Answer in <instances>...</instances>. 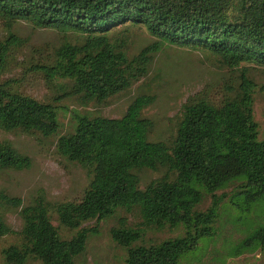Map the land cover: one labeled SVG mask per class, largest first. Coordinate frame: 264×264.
<instances>
[{
	"label": "trees",
	"instance_id": "obj_1",
	"mask_svg": "<svg viewBox=\"0 0 264 264\" xmlns=\"http://www.w3.org/2000/svg\"><path fill=\"white\" fill-rule=\"evenodd\" d=\"M0 22L8 31L0 42V130L5 132L49 138L60 131L56 106L23 95L4 79L12 53L23 45L12 32L21 22L83 37L80 44L63 45L49 64L34 68L49 81H71V93L99 104L146 77L153 54L167 44L205 50L226 68L241 69L237 86H227L217 97L205 89L187 100L171 143L150 141L155 124L143 117L155 101L150 95L136 98L121 119L77 115L74 133L60 137L57 150L81 165L92 180L81 201L52 208L60 225L76 234L63 239L49 206L36 202L22 209L21 241L3 251L5 264H28L30 259L75 264L96 233L84 224L135 209L147 228L183 227L186 234L158 245L136 246L142 230L122 220L111 237L126 249V264H179L202 237L214 235L221 203L217 191L242 178L246 202L264 200V139L259 140L254 114L257 85L242 67H264V0H0ZM131 28H145L158 39L132 60L123 42L113 40L116 32L129 34ZM30 167L28 157L0 141V171ZM142 170H165L166 175L142 190L136 174ZM196 185L213 197L205 212L196 210L204 197ZM14 234L0 217V240ZM259 235L264 237V230Z\"/></svg>",
	"mask_w": 264,
	"mask_h": 264
},
{
	"label": "rangeland",
	"instance_id": "obj_2",
	"mask_svg": "<svg viewBox=\"0 0 264 264\" xmlns=\"http://www.w3.org/2000/svg\"><path fill=\"white\" fill-rule=\"evenodd\" d=\"M12 32L23 45L17 48L9 60L4 79L12 81L23 95L57 107L60 131L57 136L43 137L22 132L0 130V141L9 142L22 155L31 160V167L23 171H0V217L15 232L0 240V264H5L3 251L20 244L19 233L23 229L21 211L23 208L44 202L51 209L52 223L58 228L63 239H71L76 231H69L60 225L52 208L60 203L79 202L91 183L92 177L78 163L62 157L57 150L62 136L73 134L77 126L76 116L89 118L104 117L121 119L136 98L150 95L155 98L153 105L143 112V117L152 120L155 129L151 142L171 143L177 135L183 105L187 100L205 89L213 90L214 97L227 86H237L241 69L230 70L218 58L205 50L164 46L153 54L149 73L133 87L99 104L92 99L70 92L69 80L49 78L34 67L49 64L56 52L65 44H80L83 37L76 33H61L57 29H38L31 23L21 22ZM8 31L0 22V42L5 41ZM113 40H120L132 60L146 48L158 42L145 28H131L129 34L118 31ZM121 44V43H120ZM256 83L254 95L255 121L259 125V140L264 139V67L254 64L242 66ZM140 187L144 190L150 183L166 175L165 170L153 172L142 170L136 173ZM174 179V176H170ZM242 178H237L215 193L221 200L218 208L214 235L202 237L195 250L185 255L179 264H264V200L249 205L245 189L241 188ZM203 193V201L196 208L207 211L213 197L202 186H194ZM14 200V201H13ZM20 201L21 206L13 202ZM126 225L143 232L141 242L136 246L158 245L170 239H181L186 232L183 227L165 228L158 231L147 228L139 210H119L112 218L88 222L83 228L94 229L89 236L86 251L76 258L75 264H126L127 251L118 246L111 237V230ZM28 264H42L30 259Z\"/></svg>",
	"mask_w": 264,
	"mask_h": 264
}]
</instances>
